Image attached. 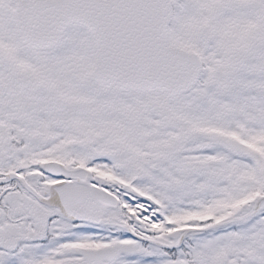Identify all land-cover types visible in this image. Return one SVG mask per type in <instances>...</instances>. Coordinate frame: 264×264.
<instances>
[{
  "label": "snow or ice",
  "instance_id": "6c2138e0",
  "mask_svg": "<svg viewBox=\"0 0 264 264\" xmlns=\"http://www.w3.org/2000/svg\"><path fill=\"white\" fill-rule=\"evenodd\" d=\"M0 264H264V0H0Z\"/></svg>",
  "mask_w": 264,
  "mask_h": 264
}]
</instances>
